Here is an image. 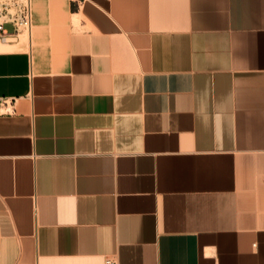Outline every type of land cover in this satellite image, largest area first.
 Instances as JSON below:
<instances>
[{
	"label": "crops",
	"instance_id": "crops-1",
	"mask_svg": "<svg viewBox=\"0 0 264 264\" xmlns=\"http://www.w3.org/2000/svg\"><path fill=\"white\" fill-rule=\"evenodd\" d=\"M29 5L0 264H264V0Z\"/></svg>",
	"mask_w": 264,
	"mask_h": 264
},
{
	"label": "built area",
	"instance_id": "built-area-1",
	"mask_svg": "<svg viewBox=\"0 0 264 264\" xmlns=\"http://www.w3.org/2000/svg\"><path fill=\"white\" fill-rule=\"evenodd\" d=\"M29 0H0V45L12 43L18 35H28L31 27ZM15 99L0 97V115L14 113Z\"/></svg>",
	"mask_w": 264,
	"mask_h": 264
}]
</instances>
